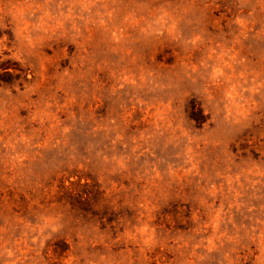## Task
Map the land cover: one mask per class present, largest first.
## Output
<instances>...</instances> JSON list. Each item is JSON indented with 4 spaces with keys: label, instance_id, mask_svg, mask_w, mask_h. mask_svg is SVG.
I'll return each instance as SVG.
<instances>
[{
    "label": "rangeland",
    "instance_id": "374dc122",
    "mask_svg": "<svg viewBox=\"0 0 264 264\" xmlns=\"http://www.w3.org/2000/svg\"><path fill=\"white\" fill-rule=\"evenodd\" d=\"M0 264H264V0H0Z\"/></svg>",
    "mask_w": 264,
    "mask_h": 264
}]
</instances>
